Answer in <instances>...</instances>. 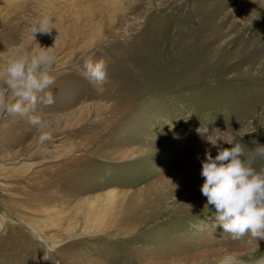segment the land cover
<instances>
[{
	"label": "rangeland",
	"instance_id": "obj_1",
	"mask_svg": "<svg viewBox=\"0 0 264 264\" xmlns=\"http://www.w3.org/2000/svg\"><path fill=\"white\" fill-rule=\"evenodd\" d=\"M38 44L54 103L0 113V264L264 261V239L218 236L197 171L234 146L207 136L264 145V0H0V65Z\"/></svg>",
	"mask_w": 264,
	"mask_h": 264
},
{
	"label": "clouds",
	"instance_id": "obj_2",
	"mask_svg": "<svg viewBox=\"0 0 264 264\" xmlns=\"http://www.w3.org/2000/svg\"><path fill=\"white\" fill-rule=\"evenodd\" d=\"M51 20L42 17L31 27L35 37L37 33L49 34ZM57 40V39H56ZM54 47H41L31 54L19 49L0 65V113L12 116H26L34 111L38 103H54L53 93L47 91L55 83L52 68L56 57L51 54ZM82 74L97 85L108 80L107 65L103 59L84 60ZM32 123H36L35 118ZM204 135L206 128L197 129ZM231 148H221L213 157L207 151L202 161L201 175L204 178L202 194L207 204L215 208L212 223L223 229L233 239L248 236L251 239H264V168L257 171L253 163L257 156L264 157V145H258L255 151L245 157L241 143L235 137L207 136V142L218 147V139ZM3 227V225H0ZM222 264H232V258L226 257Z\"/></svg>",
	"mask_w": 264,
	"mask_h": 264
},
{
	"label": "bare ground",
	"instance_id": "obj_3",
	"mask_svg": "<svg viewBox=\"0 0 264 264\" xmlns=\"http://www.w3.org/2000/svg\"><path fill=\"white\" fill-rule=\"evenodd\" d=\"M176 140H177V139H176ZM180 141H181V140H180ZM177 142H178V141H177ZM177 142H176V143H177ZM177 144H178V143H177ZM181 146H182V145L179 143V145H177V147L180 148V150L177 149V150H175V151H172V152H173V153H172L173 155L170 156V160H174V162L177 161V160H182V158H183V156H184V153H183V151H181ZM197 169H198V170H197L198 172H200V171L202 170V163L199 164V166H198ZM43 172H44V171H43ZM43 172H42V173H43ZM114 193H115V192H110V193L108 194V197L110 196L109 199H110V198L112 199V198L115 196V195H113ZM114 198H115V197H114ZM206 199H207V198H206ZM205 202H206V201H205ZM209 224H210V222H209ZM209 224H207L206 226H208ZM206 226H204L203 229H206V228H205ZM213 226H214V225H213ZM218 229H219V228H216V227H215V230L218 232V236H219V230H218ZM225 234H226V233H225ZM226 235H227V234H226ZM221 237H222V236H221ZM201 239H202V238H201ZM204 239H206V238L204 237ZM213 239H214V238H213ZM245 239H246V238H245ZM203 241H204V240H203ZM240 241H241V240H240ZM240 241H239V243H240ZM208 242H211V241L208 240ZM234 243H235V242H234ZM203 244H204V243H203ZM208 244H209V243H208ZM236 244H237V243H236ZM236 244H234V245H236ZM219 245H220V244H219ZM215 246H216V245H215ZM238 248H239V247H238ZM209 251H210V250H209ZM235 251H237V250H235ZM232 252H233V251H232ZM224 253H225V252H224ZM226 253H227V252H226ZM226 253H225V254H226ZM234 253H235V252H234ZM208 254H209V253H208ZM220 254H221V253H220ZM228 254H229V253H228ZM221 255H222V254H221ZM224 256H225V255H224ZM219 257H220V256H219ZM222 257H223V256H222ZM225 258H226V257H224V259H225ZM231 258H232V257H231ZM224 259H223V260H224ZM232 264H236V263L232 262ZM261 264H264V261L261 262Z\"/></svg>",
	"mask_w": 264,
	"mask_h": 264
}]
</instances>
